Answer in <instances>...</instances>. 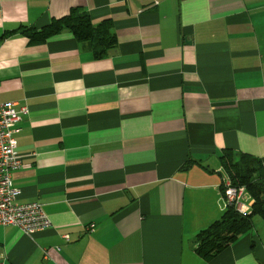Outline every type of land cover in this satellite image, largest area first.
Wrapping results in <instances>:
<instances>
[{
    "label": "crops",
    "instance_id": "1",
    "mask_svg": "<svg viewBox=\"0 0 264 264\" xmlns=\"http://www.w3.org/2000/svg\"><path fill=\"white\" fill-rule=\"evenodd\" d=\"M72 8L113 22L101 60L67 32L4 37ZM0 103L26 110L17 202L50 222L0 226V264H264L259 217L211 261L194 252L226 209L221 151L264 170V0H0Z\"/></svg>",
    "mask_w": 264,
    "mask_h": 264
},
{
    "label": "trees",
    "instance_id": "2",
    "mask_svg": "<svg viewBox=\"0 0 264 264\" xmlns=\"http://www.w3.org/2000/svg\"><path fill=\"white\" fill-rule=\"evenodd\" d=\"M112 29L110 19L93 24L88 13L72 8L66 15L52 18L40 28L21 26L4 37L20 32L31 43H43L67 32L77 43L88 45L94 60H101L116 46L117 39ZM218 160L231 186L243 188L253 203L246 214L226 207L218 220L196 234L194 252L204 261H211L247 233L252 228L254 217L264 221V170L261 163L229 149L222 150ZM220 190L223 194V184Z\"/></svg>",
    "mask_w": 264,
    "mask_h": 264
},
{
    "label": "built area",
    "instance_id": "3",
    "mask_svg": "<svg viewBox=\"0 0 264 264\" xmlns=\"http://www.w3.org/2000/svg\"><path fill=\"white\" fill-rule=\"evenodd\" d=\"M25 113V108L18 109L15 103H0V226L17 228L31 237L50 227V222L38 203L17 202L19 191L12 183V173L21 166L15 134L19 131L21 114ZM223 188L226 207L246 214L247 209L242 202L245 190L232 187L228 180L223 183ZM87 229L92 232L94 225H88ZM63 239L69 240L67 235Z\"/></svg>",
    "mask_w": 264,
    "mask_h": 264
},
{
    "label": "rangeland",
    "instance_id": "4",
    "mask_svg": "<svg viewBox=\"0 0 264 264\" xmlns=\"http://www.w3.org/2000/svg\"><path fill=\"white\" fill-rule=\"evenodd\" d=\"M246 197H247V194L245 193V195H244V197L242 199V202L246 199Z\"/></svg>",
    "mask_w": 264,
    "mask_h": 264
},
{
    "label": "bare ground",
    "instance_id": "5",
    "mask_svg": "<svg viewBox=\"0 0 264 264\" xmlns=\"http://www.w3.org/2000/svg\"><path fill=\"white\" fill-rule=\"evenodd\" d=\"M6 227H8V226H6Z\"/></svg>",
    "mask_w": 264,
    "mask_h": 264
}]
</instances>
